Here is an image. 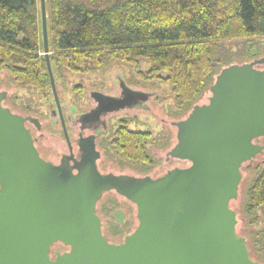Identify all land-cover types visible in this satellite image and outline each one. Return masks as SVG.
I'll return each instance as SVG.
<instances>
[{"label": "water", "instance_id": "1", "mask_svg": "<svg viewBox=\"0 0 264 264\" xmlns=\"http://www.w3.org/2000/svg\"><path fill=\"white\" fill-rule=\"evenodd\" d=\"M39 5L51 91L68 139L48 59L45 0ZM261 64L264 57L219 70L207 101L171 121L175 142L166 159L187 165L154 177L101 172L91 138L72 164L45 159L26 125L35 118L4 105L0 90V264H264L251 257L231 207L243 165L264 151L255 141L264 138ZM95 92L102 109L147 98L124 84L120 100ZM109 191L136 209L137 223L120 242L105 236L96 210ZM56 245L64 250L53 252Z\"/></svg>", "mask_w": 264, "mask_h": 264}, {"label": "trees", "instance_id": "2", "mask_svg": "<svg viewBox=\"0 0 264 264\" xmlns=\"http://www.w3.org/2000/svg\"><path fill=\"white\" fill-rule=\"evenodd\" d=\"M45 8L54 81L67 71L141 59L169 85L173 118L198 103L222 67L264 55V0H45ZM41 51L39 0H0V69L20 86L51 91ZM149 136L118 130L113 143L123 166L142 162L143 172L158 163L146 148ZM259 211L264 215V165L244 185L240 205L250 255L264 262V227L253 228Z\"/></svg>", "mask_w": 264, "mask_h": 264}, {"label": "rangeland", "instance_id": "3", "mask_svg": "<svg viewBox=\"0 0 264 264\" xmlns=\"http://www.w3.org/2000/svg\"><path fill=\"white\" fill-rule=\"evenodd\" d=\"M264 42V37L261 38ZM43 51L39 55H43ZM264 57V55L255 56V58ZM264 68V64L258 65ZM149 66L143 61L137 62L128 59L111 60L106 66L96 71H67L62 78L55 80V86L59 98H64L65 107L67 104H75L80 109L93 103L89 97L92 90L99 89L108 91L110 94H119L123 84L134 91H140L147 94V98L131 107H124L123 111H118L111 122V127L107 135V141L104 143L102 151V164H99L101 172L111 171L113 173H126L132 175L149 174L157 176L167 169L176 165H185L184 162L178 164L175 160L166 161V152L175 142V127L171 121L178 120L184 116L173 118L169 113L173 106V94L167 83L159 78L151 76L148 72ZM117 74L119 76H117ZM0 90L7 92L4 105L11 108L14 112L24 111L33 116H37L43 123L41 132L43 137L37 145L41 156L45 159H51L58 162V152H67L65 141L62 136V130L56 124L51 122L50 112L47 104L53 101L51 91L40 89L39 87H25L12 81L11 74L6 69H0ZM209 91L206 92L198 103L207 101ZM67 103V104H66ZM65 108V111L68 110ZM64 109V108H63ZM172 109V108H171ZM120 118V119H119ZM125 125L129 130L150 132L146 148L150 155L158 161L149 170L140 172L138 168L142 167V162L129 163L123 166L122 152L116 148L115 140L118 130ZM168 140V143L165 142ZM49 146H54L56 151H52ZM123 151V150H122ZM57 152V153H56ZM264 165V151L254 157L253 161L242 167V181L239 187V193L235 200L231 202V207L237 213V231L244 235L245 226L240 213V205L243 198V188L251 176L254 174L257 166ZM97 213L102 220V228L105 236L112 242H120L123 236L129 233L136 225L135 206L118 195L114 191H109L103 195L97 204ZM116 212L122 213L123 228L120 227ZM116 215V217H115ZM257 223L253 228L260 229L264 227V215L258 212ZM64 250L59 245L55 247V252Z\"/></svg>", "mask_w": 264, "mask_h": 264}, {"label": "flooded vegetation", "instance_id": "4", "mask_svg": "<svg viewBox=\"0 0 264 264\" xmlns=\"http://www.w3.org/2000/svg\"><path fill=\"white\" fill-rule=\"evenodd\" d=\"M117 76H119L117 74ZM121 77V76H119ZM120 92L119 94L113 95L110 94L108 91L105 90H99L95 89L92 90L89 93V97L92 99L93 103L88 105L87 107H84L83 109H80L79 106H76L75 104H67V108L65 107L64 103V98H59V105L61 109V113L63 115V121H64V126L66 128L67 132V137L68 139L65 138L64 133H63V127L61 123V119L58 114L57 110V105L54 100L53 96V101L49 102L47 104L50 112V117H51V122L49 124H56L57 126L60 127L62 130V136L65 141V146L67 148V152H58V162H54L51 159H48L54 163H59L62 159H66L70 164L73 163L72 159H78L80 156V144L84 142L86 139L91 138L94 141V147L99 153V157L97 159V166L99 168V164H102V151H104V143L107 140V135L109 133L110 127H111V122L113 120V116L118 112V111H123V107H120L116 110H111V105H106L102 106V108L98 107V102H97V93L95 91H99L101 93H104V95H107L115 100H120L123 99V81L120 80ZM92 94V95H91ZM95 98V99H94ZM142 100H135L133 101V105H136L137 103L141 102ZM132 105V106H133ZM64 108V109H63ZM65 108L68 110V112L65 111ZM22 115H29L35 118L34 121H29L26 123L27 127L30 129L31 134L33 138L35 139V144L36 146L39 145V143L42 140L43 133L41 132V128L43 127V123L40 121V119L37 116H33L27 112H17ZM120 119V118H119ZM257 143H264V138H259L255 140ZM52 151H56V148L54 146H49ZM40 152V151H39ZM57 153V152H56ZM45 157L44 155H42ZM166 159V156H165ZM102 160V161H101ZM169 160H175L180 164L181 162L186 166L187 162L177 160V159H166V161ZM104 162V161H103ZM176 166H181L182 165H176ZM174 167V166H173ZM100 170V169H99ZM101 171V170H100ZM111 172V171H108ZM117 220L119 222V225L121 228H123V221H122V213L117 212ZM59 246V245H56ZM55 246V247H56Z\"/></svg>", "mask_w": 264, "mask_h": 264}]
</instances>
